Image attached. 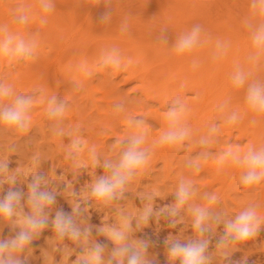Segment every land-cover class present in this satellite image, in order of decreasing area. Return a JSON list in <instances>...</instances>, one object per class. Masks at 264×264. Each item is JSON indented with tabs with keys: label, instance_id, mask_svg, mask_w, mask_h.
Here are the masks:
<instances>
[{
	"label": "clouds",
	"instance_id": "clouds-1",
	"mask_svg": "<svg viewBox=\"0 0 264 264\" xmlns=\"http://www.w3.org/2000/svg\"><path fill=\"white\" fill-rule=\"evenodd\" d=\"M39 8L42 13L48 14L54 11L55 5L53 0H39ZM249 8L243 25L251 41L252 50L246 57L251 67L246 69L236 63L230 80L234 88L245 90V114H252L250 124L256 126L264 121V79L253 78L254 70L264 64V0H251ZM31 9V5L18 4L15 22L28 25ZM38 19L42 26L48 23L47 15H40ZM109 19L108 13L100 17L101 21ZM128 31L126 17L121 33ZM159 39L162 44H167V37L163 34ZM209 44H212V37L197 23L179 36L172 51L178 56H186ZM38 47L35 38L25 39L14 35L7 24H0V57L5 58L9 65L34 59ZM229 47L228 42L216 39L212 59L217 61L224 58ZM132 63L131 59L125 60L116 46L105 50L101 57L102 66L113 71L126 70ZM192 66H198L196 59H193ZM86 75H91V72ZM228 103L226 100L220 104L217 111L223 114V124L235 126L244 119V115L236 110L228 111ZM35 104L33 95L21 94L13 84L0 79V134H10L16 138L27 135L33 127ZM68 111L67 101L58 100L55 95L48 99L45 115L53 122V136L61 141L64 160L74 174L73 181L60 178L65 184L63 191L59 190L55 178L37 171L41 164L39 153L30 157L26 164L21 163L15 168L10 167L8 158L15 151L14 145L8 146L0 154V264H30L34 256V241L40 239L49 227L54 235L47 239V247L41 249L42 264H159L156 256L149 254L152 242L137 238L135 233L146 227L153 217L157 222L161 218L167 219L169 227L174 228L177 223L183 222L180 216L182 211L191 216L195 235L187 242H181L180 238L171 235L165 239L168 264H176L177 261L179 264H212L213 255L226 264H247L246 257L235 262L231 258L234 252L240 251V245L255 240L264 229V215L260 213L262 205L259 202L249 201L234 217H229L217 210L221 202L217 193H204L201 198L204 202L197 203L193 180L181 176L173 192L174 202L169 205L158 209L154 207L156 198L163 195L157 186L139 194L141 208L120 203L127 199L125 194L148 174L151 156L157 147L168 146L178 150L185 141L192 139L193 131L187 122L190 108L182 96L176 95L170 101V107L165 112L167 128L151 145L147 144L149 126L145 119L128 113L123 101L116 103L114 112L126 114L124 118L129 131L123 139L116 138L107 155L98 150L96 144L88 145L81 135L79 124L65 127ZM220 132L221 124L214 121L208 125L207 133L195 142L207 149L218 142ZM65 136L69 139L66 145L62 143ZM209 160L216 162L217 174L224 173L228 168L239 169V185L244 189L256 190L264 185V144L258 148L249 146L243 152L231 146L219 154L205 151L197 158L188 160L186 167L199 173L202 162ZM82 169H90L92 179L77 192L73 182ZM97 169H102V174L98 175ZM5 184L8 185L6 191ZM22 184H26L27 192L20 187ZM58 195L69 198L71 212L57 210L53 217L51 213ZM91 207L114 209V222L108 223V216H105L104 222L96 228V235L103 236L108 243H101L93 236V226L86 219ZM220 225H223V234L216 242L215 254H211V235ZM5 227L9 229L7 236L4 235ZM57 253L61 256L59 261L56 260ZM73 255L74 260L71 259Z\"/></svg>",
	"mask_w": 264,
	"mask_h": 264
},
{
	"label": "bare ground",
	"instance_id": "bare-ground-1",
	"mask_svg": "<svg viewBox=\"0 0 264 264\" xmlns=\"http://www.w3.org/2000/svg\"><path fill=\"white\" fill-rule=\"evenodd\" d=\"M53 1L56 2H53L55 5L54 11L48 14L41 12L39 0H19L17 3L32 6L31 18L28 23L31 30L28 33L29 38H35L38 41L39 47L36 57L27 61L29 63L25 64V67L14 64V68H16L14 78H22L25 83L36 84V88L44 90L42 92H45L46 97L44 98L46 99L53 95L57 98L60 95L63 96L60 89L61 85L65 83L68 70L81 71V74H85L88 67L93 66L92 61L94 58H101L105 50H110L112 46L118 47L125 60L131 59L133 63L126 70L121 71H113L111 68L105 67L100 68L101 71L99 70L98 73H102L99 82L103 81L102 84H108L109 90L111 86L114 87L111 88L114 93H119L120 89L115 86V80L122 74L124 75L121 78L122 83L135 82L138 84L133 88V93L135 97H144L141 102L138 97H136L138 101H135L133 99L136 98L130 99L125 94V97L123 95L121 99L117 97V103L123 101L128 113L141 116L145 120L150 119L154 128H156L155 125L161 127L158 132H148V145L157 140L167 128L165 114L158 115L156 114L157 110H149L152 103H158L161 108L166 109V106L170 107V101L175 97V94L182 96L190 108L187 114V122L193 131L194 139L195 137L199 139L200 136L207 133L208 125L212 123V117L219 118L222 122L223 114L217 111L218 106L227 100L229 102L227 110H232V105L237 102L235 101V95H241L245 91L233 87L230 75L236 63H240L246 69L251 67L246 62V57L252 50L251 41L248 31L243 25L244 18L250 12L251 0H240L239 2L235 0H152L153 6L150 5L153 7L154 14H152L157 16L156 18H159L161 22L159 27L153 26L156 32L149 28L147 33L144 25L138 24L123 34L121 28L118 27L113 28L115 31L111 29L113 32L109 31L107 24L104 23L106 21H102V24L97 19H100L105 13L110 14L112 18H118V20L125 19L129 15L127 8L122 5L125 0H120L121 2H116L117 4L111 3V0H99V2L98 0ZM6 2L0 0V24H7L10 28L13 26L10 17L18 14L15 11L16 7H14L17 5H11L10 2L6 4ZM59 3H62L63 6L62 4V7L57 6ZM118 5H122V8ZM40 15H47L48 23L46 25H40L38 19ZM1 19L6 20L2 22ZM95 19L97 22H95ZM116 22L118 23V21ZM197 23L202 25L207 34L209 29L214 32L212 44L197 49L191 55H176L172 50L177 39L181 34L190 30L193 24ZM13 24L15 23L13 22ZM18 31L22 33V29ZM135 33L151 34V38L150 40L134 38L131 35ZM162 34L169 37L166 45L162 44L159 39ZM19 35L26 37L24 33ZM216 39L227 41L230 47L224 58L214 61L212 59V46ZM193 59L198 61L196 68L192 66ZM30 65H33L32 67H35L36 71L32 72ZM261 67H264V64L259 68ZM175 76L177 77L175 80L169 81ZM168 82L173 85L171 89ZM103 86L106 87V85ZM85 90L87 89L85 88ZM230 90L232 93L229 92ZM186 93L192 96L185 98ZM119 95L122 97V94ZM75 111V114L78 115V110L75 109ZM239 112L244 115V119L235 126L222 123L220 137L223 136L222 133H226V136L230 138L231 130L236 128L238 132L236 139L240 141V138L245 137L247 144L254 146L261 140L260 137L264 135V132L260 131V124L256 126L250 124L252 114L250 112L245 114L246 108L240 109ZM112 113L114 116L112 118L101 119L97 117L101 123L104 120L106 122V126L102 124L105 127L103 126L104 130L100 129L103 131H100V133L106 139L114 135L123 138L126 134L124 136L118 135L121 132L118 130V121L123 120L124 124H120L124 127L126 125V131L124 130V132L127 133L129 129L127 120L124 118L126 114H116L114 107ZM97 118L96 120H98ZM112 122L113 124H111ZM114 122L118 123L114 124ZM248 125H251V129L247 127ZM225 129H227L226 132ZM97 134L99 135V133ZM102 136L100 135V137ZM193 137L191 140H193ZM187 142L189 143V140ZM221 142L223 145L224 142ZM221 142L220 144L217 142L218 146L221 145ZM165 147H161V154L166 156L169 149ZM234 147L236 146L234 145ZM234 147L233 149H235ZM159 148L157 147L154 150L157 155H161ZM193 148L195 147L193 146ZM163 149H165V153Z\"/></svg>",
	"mask_w": 264,
	"mask_h": 264
},
{
	"label": "rangeland",
	"instance_id": "rangeland-1",
	"mask_svg": "<svg viewBox=\"0 0 264 264\" xmlns=\"http://www.w3.org/2000/svg\"><path fill=\"white\" fill-rule=\"evenodd\" d=\"M6 1L8 2L9 0H5V2ZM18 1L19 0L17 1L12 0L9 2L11 3V5H18L17 4ZM235 1L239 2L240 0H235ZM112 2L117 4L116 2H121V1L111 0V3ZM152 2H153L152 0H125L124 2H122L124 8L126 7L127 10L129 11V15L127 16L129 29L133 28L135 25L140 24V25H144V27L146 28L145 31L148 33L149 31L147 30L149 28H152L154 30L153 26L159 27V25H161L159 18H156L157 16L153 15L154 13L152 9L153 8ZM59 4L57 6H61L62 3ZM122 5L121 6L118 5V6L122 8ZM212 12H214V10H212ZM79 16L78 18H80ZM12 17L13 16L10 17V21L12 22L13 26L10 28L8 27L9 31L11 32L12 30L11 33L14 35H19L24 33V35L26 36L24 38L28 39L29 38L28 32L31 30L29 25L26 26L19 25L15 22L14 17L13 18ZM5 20L1 19L2 22H4ZM97 20L95 19V22H97ZM116 21H118V23ZM124 21H125L124 18L118 20V18L116 19L115 17L112 18L110 16V19L108 21L106 22L103 21V22L105 23V25L107 24L108 30L112 31L111 29L115 27H118L120 29ZM13 22L15 24H13ZM100 22L102 23L101 20ZM20 29H22V33L21 31H18ZM208 31H209L208 35H210L213 40L214 32L211 29H209ZM150 35L151 34L143 35V34L135 33L132 34L131 36L142 40H150L151 38ZM168 39L169 37H167V40ZM94 60L97 61L99 60V61L97 62ZM94 60L92 61L93 66L91 67L90 65V67H88L87 69V72H91V75H86L87 72L85 74H81V71L80 72L72 71V70L67 71L65 83L61 85L62 87L60 89L63 96L60 95V97H58V100L67 101L69 106L67 119H65L64 121L65 127H74L75 125L79 124L81 126L80 129L81 135L87 140L88 145L96 144L98 150H100L102 153L107 155L110 153V146L113 145L116 138H119L120 136L117 137V135H114L112 137L110 136L107 139L104 138V136H102L103 134L100 133V131L106 126L105 124L106 122L104 120L103 123H101L99 121L100 119L98 118L101 119L103 118L106 119L110 117L112 118L113 116L112 109L114 105L117 103L118 98L120 99L123 98V95L125 97L126 94L130 99L138 97V96L135 97V94L133 93V88L138 84L135 82L122 83L121 78L124 76L122 74L119 78L115 80V86H118V88L120 89L119 93L117 92L114 93L113 90H111V88L113 89L114 87L111 86L109 90V87H107L108 84L106 83L102 84L101 82L103 81L99 82L102 72L98 73V71L99 70L101 71L103 66L101 64V58L95 57ZM27 63L29 62L13 63L12 65H9L5 58L0 57V79L1 77L3 78L5 77V79H7L6 80L7 82L12 83L14 85L17 92L24 95H33L36 101L32 113L33 127L31 128L29 133L19 138L12 137L10 134H0V154L5 152L8 146L14 145L15 151L11 152L8 158L10 160V167L15 168L21 163L26 164L30 157L39 153L41 156V164L40 167L37 169V171L49 177L55 178L59 183V190L63 191V189L65 188V184L62 181H60V178L63 177L64 180L66 181H73L74 174L70 169V165L64 160V155L61 150V141H59L57 138L53 136V132L51 129V125L53 122L50 121L45 115V109L47 107L48 98L47 99L44 98L46 97L45 92H42L44 90L38 87L36 88L35 87L36 84L25 83L22 78H14V74L16 72V68H14V64H17L20 67H25L24 65ZM33 71H36L35 67L34 68L32 67V72ZM176 78L177 77L175 76L169 81H173ZM253 78L264 79V67L259 68L256 72L254 71ZM168 83L170 84V82ZM81 85L83 86L81 87ZM103 85H106V87ZM169 87L171 89L173 85L170 84ZM85 88L87 90H85ZM229 92L232 93L231 90ZM119 94H122V97H120ZM244 94L245 91L241 95L240 94L237 96L235 95L236 98L235 101L237 102L234 105H232L233 106L232 110L239 111L242 108L244 109L246 108V105L244 103ZM176 95L177 94H175V96ZM191 96L192 95L189 93L185 94V98H189ZM138 98L140 99L139 101L141 102V99L143 100L144 97L140 96ZM138 98L133 100L138 101ZM76 105L78 106V108ZM168 107L169 106H166V109H163L158 105V103L154 102L151 104L149 110H157L156 114L164 115ZM75 109H77L78 111L80 109L79 112L77 111L78 115L75 114L76 113ZM232 110L230 109V111ZM137 117H141V116H137ZM96 118L98 120H96ZM149 120L150 119L145 120L146 124L147 122L149 123L148 126L151 129L148 130V132L149 133L151 131L152 133L158 132L161 127L159 128V125L158 127L157 125H155L156 128H154L152 121ZM214 121L222 125V122L220 121L219 118L212 117V122ZM118 122H117L119 125L118 130L121 131V132L118 131L119 132L118 135L124 136L126 134V132H124V130L126 129L125 128L126 125L124 127L122 124H120L123 123V120L121 122L120 121ZM117 123L114 122V124ZM102 124H104L105 126ZM111 124H113V122ZM259 124H260V131L264 132V121H262ZM247 127L251 129V125H248ZM226 131L227 129H225V132ZM97 133H99V135ZM222 134L223 136L222 137L219 136L218 142L220 144V142L223 141L224 144L222 145L221 142L220 146H218L219 144L216 143L213 146L206 149L203 146L198 145L197 143H195L196 145L193 144L196 140H198L197 137H195V139L193 137V140H189V143L185 141L183 146L180 147L178 150L171 149L168 146H166L165 148L169 149L167 150L166 156L165 154H161V150H162L161 147L159 148L160 152L158 151L161 155L155 154L157 152L154 151L155 153H153V155L151 156L150 169L148 174L143 178H141L138 184L133 186L132 191H129L125 194L127 199L125 201H121L120 203L134 208H141L142 203L139 194L145 192L146 190H149L153 186H157L159 187L163 195L161 197L156 198L154 207L158 209L165 205H169L174 202L173 192L179 182L180 177L183 176L193 180L194 188L197 190V196H196L197 203L204 202L201 199L204 193H209V194L217 193L221 198V202L217 206V210L226 213L229 217H234L236 212H238L244 206H246V204L249 201H256L261 203L262 207L260 209V213L261 215H264V185H261L256 190H249V189L247 190L242 188L239 185V180H238L239 171H240L239 169L228 168L224 173L217 174L216 171L217 165L214 160L202 162L203 166L199 173H196L194 170L188 169L186 167V162L188 160L197 158L198 156H200L202 152L205 151H208L212 154H219L225 151L229 146L234 147V145L236 146L234 148L235 149L239 148L240 151L241 149H243V151H246L248 149L249 145L247 144L248 142L245 137L240 138V141L236 139L238 135L236 128H233L231 130L230 138L226 136V133H222ZM100 135L102 137H100ZM260 138L261 140L258 143H256V145H254L257 148L261 144H264V135H262ZM62 143L65 145L69 143V139L67 136L63 138ZM192 145L195 148H193ZM164 150L165 149H163V152L165 153L166 151ZM90 171H91L90 169H82L80 175L76 177L75 181L73 182V187L77 192H79L80 189L85 186V184L91 181L92 177L89 174ZM102 171H103L102 169H97L96 173L99 175L102 174ZM20 187H22L23 190L27 192L26 184H22L20 185ZM7 188L8 185L5 184L4 185L5 191L7 190ZM56 200L57 203L56 205L53 206V211L51 213V216L54 217L55 212L61 209L66 213L71 212V206L68 202L69 198H66L63 195H58L56 197ZM105 216H108V221H107L108 223L114 222L115 219L114 209L100 210L97 209L96 207H91L89 208V211L86 216L88 223L93 226V236L97 241L101 243H108V242L105 240L103 236L96 235V228L101 226L102 222H104L103 218ZM180 216L183 217V222L177 223L176 227L174 228L169 227V221L167 219L161 218L159 222H157L155 217H153L150 219L149 224L146 227L142 228L141 230L135 233V236L137 238H145L152 242L153 246L149 247V254L155 255L156 258L159 260V264H168L167 249L164 244V241L169 235L180 238L181 242H187L188 238H194L195 234L191 227V219H192L191 216L185 211H182ZM176 219L179 220L180 217H176ZM133 226H135V224ZM8 234H9V229L5 227L4 235L7 236ZM222 234H223V225H220L219 227L216 228L215 234L211 235V243L209 244V253L215 254L216 242L219 239V236ZM53 235L54 233L51 227H49L44 230V232L41 234L40 239L34 241L33 244L34 256L30 260V264H42V260L40 258L41 249L47 247V239L49 237H52ZM66 243H70V242L66 241ZM239 247H240V251L233 253V256L231 258L233 262L239 261L246 257L247 264H264V229L261 230V232L259 233V235L256 237L255 240L248 241L246 244L240 245ZM60 259L61 256L59 253H57L56 260L59 261ZM71 259L74 260L75 255H73ZM176 264H179V262L177 261ZM212 264H226V262L221 261V259L218 256L213 255Z\"/></svg>",
	"mask_w": 264,
	"mask_h": 264
}]
</instances>
